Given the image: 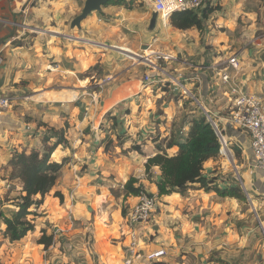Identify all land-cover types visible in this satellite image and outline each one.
Masks as SVG:
<instances>
[{
  "label": "crops",
  "instance_id": "1",
  "mask_svg": "<svg viewBox=\"0 0 264 264\" xmlns=\"http://www.w3.org/2000/svg\"><path fill=\"white\" fill-rule=\"evenodd\" d=\"M85 1L0 0V95L11 100V107L0 113V264H122L132 237L142 253L166 251L160 261L142 264H264V178L249 169L246 135L224 120L228 87L218 77L226 71L246 95L264 99V0H213L206 7L214 10L203 31L177 30L169 18L163 21L159 16L151 30L154 0L106 4L87 16L80 28H72ZM206 46L214 54L208 59ZM144 49L150 55L174 56L168 74L159 67L157 71L171 79L173 69L191 92L196 85L197 113L201 105L219 117L234 176L244 177L241 187L260 197L259 224L253 225L252 211H243L242 202L198 186L185 195H158L160 168L146 173L145 163L162 151L175 156L177 147L166 144L185 136L188 122L197 115L189 111L181 129L173 126L176 113L161 101L166 92L156 84L144 85L134 63L126 62V54L134 56ZM234 55L238 71L227 64ZM204 59L210 60L205 66ZM158 108H165L164 115H158ZM51 129L65 130L64 143L50 156L53 162H63V169L42 205L29 209L27 219L34 231L11 243L4 236L3 217L16 211L24 194L21 185L10 179L8 161L14 151L43 154L56 142L48 139ZM117 138L123 143L113 149L126 154L106 151L105 140ZM228 171L218 156L205 163L202 175L215 178L214 187L223 188L222 177ZM130 178L157 200L150 220L132 228L126 225V216L138 197L123 189ZM101 195L106 196L101 214L108 218L97 229L89 205ZM244 195L252 198L251 192ZM69 207L72 225L66 219ZM56 228L64 232L53 235ZM42 231L53 237L46 248L38 244Z\"/></svg>",
  "mask_w": 264,
  "mask_h": 264
},
{
  "label": "trees",
  "instance_id": "2",
  "mask_svg": "<svg viewBox=\"0 0 264 264\" xmlns=\"http://www.w3.org/2000/svg\"><path fill=\"white\" fill-rule=\"evenodd\" d=\"M126 0H112L107 5L122 6ZM131 3H127V7ZM214 10V9H213ZM213 10L205 9L194 12L190 10L174 12L169 16L170 25L181 31L196 29L203 31V25L207 17ZM188 131L185 136L177 140H170L166 148L176 146L178 152L175 156H168L164 151L149 158L145 163V172L152 167H159L162 174V181L156 183L159 196L178 193L185 195L193 186L206 192L213 191L218 197L232 198L239 202H246L244 193L237 187H214L215 178L207 179L202 175L204 165L209 160L219 156V142L210 124L200 113L199 116L190 119ZM51 137L56 142L46 147L43 154L37 151H14L8 161L10 169V179L17 181L21 185L24 194L19 197L10 217H3L5 226L4 236L9 242H17L23 239L29 232L34 231V225L27 219L32 214L30 208H38L43 203L44 197L53 189L63 169L64 163L51 161L50 156L58 145L64 143L65 130H50ZM48 139H44L46 143ZM138 150V147L135 148ZM55 154L53 158H55ZM136 180L130 178L123 189L126 195L138 197L143 192L141 186H135ZM37 196L39 198L37 199ZM54 196L62 201V195L58 192ZM52 235H42L38 244L44 248L52 243Z\"/></svg>",
  "mask_w": 264,
  "mask_h": 264
},
{
  "label": "built area",
  "instance_id": "3",
  "mask_svg": "<svg viewBox=\"0 0 264 264\" xmlns=\"http://www.w3.org/2000/svg\"><path fill=\"white\" fill-rule=\"evenodd\" d=\"M213 0H154L152 11L163 20H168L169 16L174 12L190 10L194 12H201ZM147 58V57H145ZM150 61H147L148 67L156 71L158 66L156 60H162L166 63L173 62L176 58L170 54L157 52L149 56ZM227 64L233 70L238 71L239 63L236 55L227 60ZM218 77L223 86H227V94L229 97L228 114L225 121L228 125L236 131L242 132L248 139V148L251 152V160L248 164L249 169L253 173H258L264 178V99L246 95L234 82L233 78L226 72L218 73ZM109 79L103 80V83L108 82ZM158 81H153L149 76L143 79L144 85L158 84ZM189 94V91H185ZM192 99H195L191 96ZM11 107V100L5 95H0V113L7 111ZM201 107V114L212 127L214 134L219 142V156L226 159L229 158V142L227 141L224 130L221 126V121L210 109ZM137 203L126 216V225L132 228L142 222H148L155 212L157 200L153 196L142 192L137 198ZM71 207L67 208L66 219L69 225L73 224V216ZM64 232V230L56 228L53 230V235ZM127 248V257H125L122 264H142L154 263L160 261L166 256L164 248H160L147 253H142L137 249L136 243L133 241Z\"/></svg>",
  "mask_w": 264,
  "mask_h": 264
},
{
  "label": "rangeland",
  "instance_id": "4",
  "mask_svg": "<svg viewBox=\"0 0 264 264\" xmlns=\"http://www.w3.org/2000/svg\"><path fill=\"white\" fill-rule=\"evenodd\" d=\"M153 50H156V48L153 47ZM126 55H128L127 57L129 59V60H126V62L129 61V63H134V65L136 67L135 71H136L137 77L139 79L143 80L145 75H148V76H150L153 79V81H158L159 82L156 85L159 86L158 89L160 91L166 92L162 96L161 101H163V106L169 104V107H167L166 109H168L170 111H175V113H176L177 122H175L173 124V126L179 125L180 129H181L182 126H183V122L185 121V118H187V116L189 115V113H188L189 111L191 112L192 115L199 116V114L196 111L197 108H198V106L195 105L196 101H194L195 99L191 98V96L194 95V90H195L196 85L193 87V91L192 92L188 90L190 95L186 94L185 91L187 92V89L185 87V85H186L185 82L182 81L181 78H179L177 73L172 71L173 69L170 70L169 73H172V76H174V77L169 79L165 75H162L161 73H159L157 71V69H156V71H154L153 69L147 67L146 66L147 65V62H146L147 60L146 59H149V55H150V53L147 52V49L138 51L137 56L141 57V58H137L136 56H133V55H130V54H126ZM207 55H209V58L214 56L213 49L211 47H207L206 46L205 47V56H206L205 59H208ZM145 57H147V58H145ZM205 59H204V61L202 63V65H204V66L206 65V63L210 62V60L207 61ZM155 63H157L156 66H158L161 71H163V72L165 71L168 74V63H166V62H164L162 60H159V61L156 60ZM93 74H95V73H93ZM180 95H182L183 98L184 97H186V98H184V100H182ZM33 96L36 97L37 93H35ZM179 101H181V102H179ZM179 103L181 104V106L176 109V106ZM175 104H176V106H175ZM161 107H162V105H161ZM159 109H161V108L157 109L158 115H160V116L164 115L163 112H165V108L164 109L162 108L161 110H159ZM186 114H187V116H186ZM153 127H155V124H154ZM155 129L156 128H154V130ZM45 137H47V136H45ZM48 137H50V136H48ZM107 141L105 140V145L107 143V145H106V151L107 152H110L111 150H113L117 154H119L120 152L126 154L124 151H122V149L121 150L113 149V145H119L121 147L123 142H121V140L119 138L114 139V140H110L108 142ZM55 156H56V153H55ZM236 157H237V155H236ZM236 157H235L236 163L239 164V158L238 157L236 158ZM220 158L222 159L224 164L227 165L229 167V169H230V171L227 172L228 174H224V176L222 177L223 179H222L221 182H223V184H224L223 188L224 187H231L232 185L235 184V185H238L237 187L244 194L248 195L251 192L252 198H251L250 195L246 196V202L240 203L241 204V209L243 211H245L247 209H251L253 225L255 226V225L259 224L260 223L259 222L260 221V219H259L260 213H259L258 210H259L260 207L256 204V200H258L260 197L258 195L257 196L254 195L253 192L250 189L246 188V186L241 187V185L244 184L243 183L244 177H239L238 173H236V175L234 176V174H233L234 173V169H232L233 168V165H232L233 163H232L231 160H230L231 162L230 161L228 162V160L225 157L220 156ZM9 175H10V173H9ZM13 189L16 191L15 186H13ZM263 190H264V188H263ZM105 199H106V196L105 195H101L100 197H97V198L94 199V202H93L92 206L89 205V208L91 209V212H89V213L91 214V218L93 219L91 221V223L94 222V225H95V227H97V229L100 228V227L102 228L103 224L107 223V218L108 217L105 214L104 215L101 214V210L103 208L102 205L105 203ZM112 208L114 209V205H113ZM121 213H122L123 216L125 215V210L123 208H121ZM261 242L264 244V236L261 238Z\"/></svg>",
  "mask_w": 264,
  "mask_h": 264
},
{
  "label": "water",
  "instance_id": "5",
  "mask_svg": "<svg viewBox=\"0 0 264 264\" xmlns=\"http://www.w3.org/2000/svg\"><path fill=\"white\" fill-rule=\"evenodd\" d=\"M110 1L112 0H86L81 14L71 22V27L80 28V23L84 19H86L87 16H89L93 12L100 11L101 7L105 6ZM157 17H158L157 13L152 12L150 19V26H149L151 30L155 27ZM134 56H136L137 58H141L138 57L137 55Z\"/></svg>",
  "mask_w": 264,
  "mask_h": 264
},
{
  "label": "bare ground",
  "instance_id": "6",
  "mask_svg": "<svg viewBox=\"0 0 264 264\" xmlns=\"http://www.w3.org/2000/svg\"><path fill=\"white\" fill-rule=\"evenodd\" d=\"M146 60H147V61H150L149 59H146ZM147 61H146V62H147Z\"/></svg>",
  "mask_w": 264,
  "mask_h": 264
}]
</instances>
